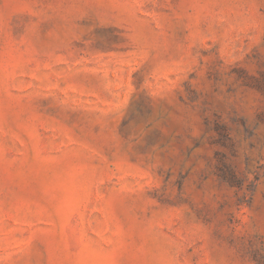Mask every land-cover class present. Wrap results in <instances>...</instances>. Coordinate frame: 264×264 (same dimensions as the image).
Masks as SVG:
<instances>
[{"label":"rangeland","instance_id":"obj_1","mask_svg":"<svg viewBox=\"0 0 264 264\" xmlns=\"http://www.w3.org/2000/svg\"><path fill=\"white\" fill-rule=\"evenodd\" d=\"M0 264H264V0H0Z\"/></svg>","mask_w":264,"mask_h":264}]
</instances>
